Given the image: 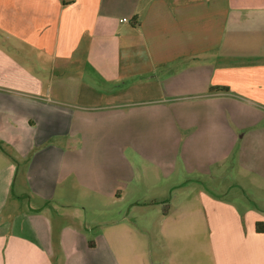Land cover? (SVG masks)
<instances>
[{
	"label": "crops",
	"instance_id": "obj_1",
	"mask_svg": "<svg viewBox=\"0 0 264 264\" xmlns=\"http://www.w3.org/2000/svg\"><path fill=\"white\" fill-rule=\"evenodd\" d=\"M235 149L260 172L264 0H0V264H201L217 228L210 264H264L259 210L163 208L175 153Z\"/></svg>",
	"mask_w": 264,
	"mask_h": 264
},
{
	"label": "rangeland",
	"instance_id": "obj_2",
	"mask_svg": "<svg viewBox=\"0 0 264 264\" xmlns=\"http://www.w3.org/2000/svg\"><path fill=\"white\" fill-rule=\"evenodd\" d=\"M156 139L158 138H153V140ZM151 141L152 139H150V142ZM74 144L76 145V143ZM170 146H171V140L169 147ZM241 153L242 152L239 149H235L232 152V154L227 158L228 166H226L225 169H221L220 166H216L212 169L211 176L205 175V177L197 173L193 174L191 173L192 172L191 170L188 171L186 162L183 161L181 155L175 153L174 156L176 155L178 156L177 160H175L178 164L177 165L178 177L171 178L169 182V186L171 188L174 187L172 183H179L182 176L188 177L186 179L190 181L184 183V185L186 184L185 189H181V190L177 189V191L176 190L170 191V194H168L167 196L168 197L167 202L163 204L164 210H165V206L166 208H170V207L174 208L179 202V197L180 195H182L181 193L186 192L183 195V197L186 198V196L192 192V187L195 188L196 183H199L200 190L202 192H205L210 196L216 195L217 198L215 199L221 201L222 203L227 202L234 205L236 208H238L240 214L241 212H244L241 210H244L245 207L257 209L260 212L264 213V152L259 154V159H260V155L262 154L261 162L263 164L260 172L258 173L253 172L250 169L244 167V165L242 164ZM74 155H76V153H74ZM251 158H252L251 154L248 153L246 155V160L247 161L252 160ZM76 175L79 174L76 173ZM194 177L196 178L201 177V180H195ZM191 179H194V181L192 182ZM191 182L193 184H190ZM75 187H76L75 185L70 186V188H72L71 191L74 201L83 203L80 200V191L77 187L75 189ZM225 197L227 199H225ZM89 219H91L90 214L89 215L86 214V220ZM256 230L258 232L257 226H256ZM258 233L261 234L260 232ZM221 236L222 235L218 228L217 231L214 229V232L211 234L209 233L208 235L204 232L203 229L201 230V232L199 233L200 241H198L199 244L201 243V249H200L201 264H210L211 257H215V258L221 257V253H223L224 251V249L219 248L218 242L222 240V238H220ZM207 238H210V240L212 241L211 243H213V241H216L218 245L215 248V250H210V248L208 249L204 245L207 242ZM185 242L190 243L187 239L185 240Z\"/></svg>",
	"mask_w": 264,
	"mask_h": 264
},
{
	"label": "trees",
	"instance_id": "obj_3",
	"mask_svg": "<svg viewBox=\"0 0 264 264\" xmlns=\"http://www.w3.org/2000/svg\"><path fill=\"white\" fill-rule=\"evenodd\" d=\"M221 90L220 88H212V91H218ZM223 90H228V88H223ZM257 228H258V232L260 233H264V223H258L257 224Z\"/></svg>",
	"mask_w": 264,
	"mask_h": 264
}]
</instances>
